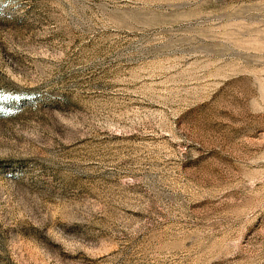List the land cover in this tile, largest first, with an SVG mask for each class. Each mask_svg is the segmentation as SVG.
<instances>
[{
  "label": "rangeland",
  "instance_id": "obj_1",
  "mask_svg": "<svg viewBox=\"0 0 264 264\" xmlns=\"http://www.w3.org/2000/svg\"><path fill=\"white\" fill-rule=\"evenodd\" d=\"M0 264H264V0H0Z\"/></svg>",
  "mask_w": 264,
  "mask_h": 264
}]
</instances>
